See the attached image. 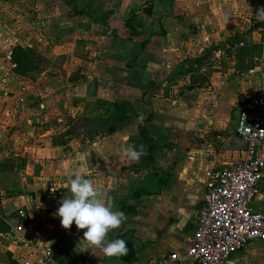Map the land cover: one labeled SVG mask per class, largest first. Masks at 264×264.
I'll return each instance as SVG.
<instances>
[{"label": "crops", "instance_id": "1", "mask_svg": "<svg viewBox=\"0 0 264 264\" xmlns=\"http://www.w3.org/2000/svg\"><path fill=\"white\" fill-rule=\"evenodd\" d=\"M262 11L264 0L0 2V264H156L180 252L206 172L244 157L234 107L264 90ZM15 47L32 53L25 68ZM141 145L139 161L124 155ZM82 168L133 211L106 237L125 240L129 259L86 246V229L54 215ZM250 208L264 213V170ZM228 264H264V241Z\"/></svg>", "mask_w": 264, "mask_h": 264}, {"label": "built area", "instance_id": "2", "mask_svg": "<svg viewBox=\"0 0 264 264\" xmlns=\"http://www.w3.org/2000/svg\"><path fill=\"white\" fill-rule=\"evenodd\" d=\"M254 63L264 65V39ZM234 113L237 135L247 141L244 157L230 168L206 172L207 190L190 241L156 264H177L186 258L195 264H228L233 253L264 241V213L250 208L264 170V90L239 102ZM25 218V211L18 209L10 221L11 236L23 231ZM44 258L52 262L51 251H45Z\"/></svg>", "mask_w": 264, "mask_h": 264}, {"label": "clouds", "instance_id": "3", "mask_svg": "<svg viewBox=\"0 0 264 264\" xmlns=\"http://www.w3.org/2000/svg\"><path fill=\"white\" fill-rule=\"evenodd\" d=\"M260 13L264 14V11ZM144 153L143 145L138 150L134 146L124 149V155L132 162L139 161ZM79 159L84 161L86 158L81 154ZM69 193L60 201L54 214L60 218L61 226L68 229L74 223L77 229H86L82 241L86 246L100 248L108 257L126 255L128 248L125 240H106L108 233L119 228L125 221V214L114 208L112 198L105 199L102 196L94 181L87 177L85 168L73 174Z\"/></svg>", "mask_w": 264, "mask_h": 264}, {"label": "trees", "instance_id": "4", "mask_svg": "<svg viewBox=\"0 0 264 264\" xmlns=\"http://www.w3.org/2000/svg\"><path fill=\"white\" fill-rule=\"evenodd\" d=\"M31 56H32V53L29 50L23 49L21 47H15L13 49V52H12V59L17 63V69L25 68L26 67V61ZM146 141H147V147H148V157H149V159H152L151 152H152L154 145L152 143H150L149 139H146ZM121 209L126 214H132L133 213V211L124 204L121 206ZM130 254L131 253L125 255L124 258L129 259Z\"/></svg>", "mask_w": 264, "mask_h": 264}]
</instances>
